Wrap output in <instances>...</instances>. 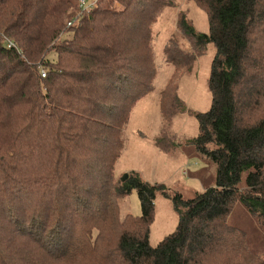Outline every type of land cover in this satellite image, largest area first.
<instances>
[{
	"label": "trees",
	"instance_id": "obj_1",
	"mask_svg": "<svg viewBox=\"0 0 264 264\" xmlns=\"http://www.w3.org/2000/svg\"><path fill=\"white\" fill-rule=\"evenodd\" d=\"M194 1L209 31L184 16L179 27L216 55L193 143L217 170L214 186L185 199L137 172L115 179L124 128L153 89L155 25L170 1L0 0V264L67 262L110 223L123 226L124 264H264L228 221L239 201L264 227V117H249L264 84V0ZM133 190L142 216L121 220ZM159 192L179 222L153 246Z\"/></svg>",
	"mask_w": 264,
	"mask_h": 264
},
{
	"label": "rangeland",
	"instance_id": "obj_2",
	"mask_svg": "<svg viewBox=\"0 0 264 264\" xmlns=\"http://www.w3.org/2000/svg\"><path fill=\"white\" fill-rule=\"evenodd\" d=\"M94 1L88 0V5ZM169 1L171 5L165 7L155 25L153 89L124 128L123 155L115 179L137 172L144 181L163 186L166 194L179 192L189 199L216 183V164L193 143L199 133L196 114L208 110L212 101L209 76L216 49L210 44L198 46L179 27L180 17L184 16L196 31H209L207 11L194 0ZM258 90L251 106L253 114L249 117L252 120L264 117V84ZM118 208L121 220L127 215L142 216L135 190L119 199ZM228 221L247 232L250 251L264 259V227L241 202H234ZM178 222L172 201L159 192L150 227V243L157 246L175 231ZM122 229L123 226L110 223L105 234L94 231L89 246L75 257L50 264H124L116 252ZM210 264L218 263L211 261Z\"/></svg>",
	"mask_w": 264,
	"mask_h": 264
},
{
	"label": "built area",
	"instance_id": "obj_3",
	"mask_svg": "<svg viewBox=\"0 0 264 264\" xmlns=\"http://www.w3.org/2000/svg\"><path fill=\"white\" fill-rule=\"evenodd\" d=\"M79 8H81L83 10H87V8H88L87 0H79ZM68 24L70 25L71 22H69ZM10 46H11V43L9 44V47ZM41 74L43 77L46 76L45 69H41Z\"/></svg>",
	"mask_w": 264,
	"mask_h": 264
},
{
	"label": "water",
	"instance_id": "obj_4",
	"mask_svg": "<svg viewBox=\"0 0 264 264\" xmlns=\"http://www.w3.org/2000/svg\"><path fill=\"white\" fill-rule=\"evenodd\" d=\"M128 176H129V174H128V173H125V174L122 176L121 180H122V181L127 180Z\"/></svg>",
	"mask_w": 264,
	"mask_h": 264
}]
</instances>
